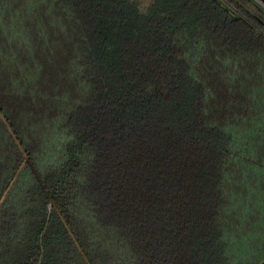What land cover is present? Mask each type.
Masks as SVG:
<instances>
[{
    "label": "trees",
    "instance_id": "1",
    "mask_svg": "<svg viewBox=\"0 0 264 264\" xmlns=\"http://www.w3.org/2000/svg\"><path fill=\"white\" fill-rule=\"evenodd\" d=\"M0 111V264H264L262 1L0 0Z\"/></svg>",
    "mask_w": 264,
    "mask_h": 264
},
{
    "label": "water",
    "instance_id": "2",
    "mask_svg": "<svg viewBox=\"0 0 264 264\" xmlns=\"http://www.w3.org/2000/svg\"><path fill=\"white\" fill-rule=\"evenodd\" d=\"M260 1H262V2L264 3V0H260ZM0 117H1V119L3 120V122L5 123V125L8 127V129H9L11 135L15 138V135H14L13 131H12L11 128L9 127V125H8L6 119L4 118L3 114L1 113V111H0ZM15 140H16L18 146L20 147L21 152L24 154L25 161H24V163H23L21 169L17 172V174L15 175L14 179H13L12 182L10 183L9 187H8L7 190L5 191L3 197L1 198V200H0V209H1V207L3 206L4 202L6 201V199H7L8 195L10 194L11 190L13 189V187H14L15 183L17 182L18 178L20 177V175H21L23 169H24L26 166H29L30 168H32V165H31V163H30V161H29L27 155H26L25 152L23 151L21 145L19 144V142L17 141L16 138H15ZM32 169H33V168H32ZM33 171H34V170H33ZM51 205H52V207H54V204H53V203H52Z\"/></svg>",
    "mask_w": 264,
    "mask_h": 264
}]
</instances>
